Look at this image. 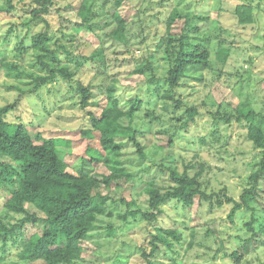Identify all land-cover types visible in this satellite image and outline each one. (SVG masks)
I'll list each match as a JSON object with an SVG mask.
<instances>
[{
  "label": "rangeland",
  "instance_id": "374dc122",
  "mask_svg": "<svg viewBox=\"0 0 264 264\" xmlns=\"http://www.w3.org/2000/svg\"><path fill=\"white\" fill-rule=\"evenodd\" d=\"M81 1L54 0L49 13L33 18V0H12V12L0 13V107L15 102L19 90L24 92L5 120L27 125L31 134L41 132L70 140L71 145L57 148L58 156L69 164L68 171L95 172L99 178L110 173L103 163L83 158L88 146L103 153L98 131L92 130L91 139L80 134L82 129H90L91 115L100 117L109 87L114 88L123 109L129 101L141 100L133 126L139 130L143 156L128 142L118 156L124 172L93 190V194L105 197L104 212L97 216L89 237L82 242L83 253L73 264H143L140 253L146 251L157 226L183 230V244L174 249L184 264H234L222 253L240 250L246 239L249 251L239 264H264V232L260 229L264 224V193L252 203V210L239 212L233 224L226 219L230 209L226 204L209 212L206 203L199 211L196 205L184 208L167 203L154 223L130 213L137 207L146 209L149 185L163 190L171 184L168 167L191 175L199 171V180L208 192L225 189L226 194L238 198L255 168L259 150L247 140L244 122L224 123L213 114L231 112L243 104L259 112L264 109V0H248L254 22L244 25L237 22L234 8L247 0H123L117 9L124 20L119 39L111 34L116 28L113 0H86V18L78 13ZM171 13L179 14L172 34H180L184 17H189L199 27L191 31L190 41L206 43L205 38H209L206 44L211 60L210 69L196 73L200 79L186 78L174 91L167 84L168 63L161 45ZM43 30L50 38L46 47L56 51L50 67L57 71L54 77L36 64L37 51L31 48L32 36ZM19 49L22 54L16 56ZM60 68L71 73V82L58 73ZM39 76L40 85L31 92ZM76 82L90 90L84 107L74 89ZM190 106L198 109V115L184 129L181 123ZM260 188L263 191L264 180ZM8 197V191L0 189V218L19 224L24 215L4 207ZM26 210L41 215L29 204ZM252 217L256 218L253 233L244 227ZM208 227L216 233L204 236ZM41 230L42 222L26 223L6 242L4 250L0 249L2 264H45L17 257L28 237ZM192 238L195 248L189 252L185 242ZM169 263V252L155 253L154 264Z\"/></svg>",
  "mask_w": 264,
  "mask_h": 264
},
{
  "label": "trees",
  "instance_id": "16d2710c",
  "mask_svg": "<svg viewBox=\"0 0 264 264\" xmlns=\"http://www.w3.org/2000/svg\"><path fill=\"white\" fill-rule=\"evenodd\" d=\"M36 7L32 11L33 18H41L49 13L54 0H33ZM93 0H90V2ZM123 0H113V17L116 28L112 36L119 39L124 32V20L118 14L117 9ZM251 1H243L234 8V14L240 25L254 22L253 7ZM14 9L12 0H1L0 13H10ZM78 13L86 18L89 14V3L82 0ZM178 13H171L166 20V34L163 37V53L168 63L167 84L172 91L183 85L184 79H200L196 76L203 70L211 68L210 50L205 42L190 41L192 30L197 31L199 27L194 25L190 18L184 17V26L180 34H172L171 27L178 18ZM192 17L201 18L199 15ZM50 42L47 30L34 34L31 38V48L36 50V64L42 69H48L51 77L57 73L55 68H50L56 60V51L49 50L46 45ZM16 56L22 51L16 50ZM222 53L227 56L226 50ZM142 71V70H141ZM140 71V72H141ZM63 78L71 82L72 75L63 68L58 69ZM37 77L33 92L40 83ZM74 89L80 98V105L85 106L90 98L88 86L80 82L74 84ZM18 97L12 104L0 107V189L5 188L9 197L4 202V207L16 214L24 216L19 224H8L0 218V249L4 250L6 242L14 238L17 231L26 223L42 222L40 233H34L22 245L17 257L20 261L37 262L45 264H73L82 253V242L86 240L94 227L97 216L104 212L105 197L99 193L93 194V190L100 186L109 184L118 178L124 169L120 166L118 156L120 149L128 142H131L136 153L143 156V147L137 138L139 130L133 126L134 118L140 109L141 100L129 101L128 108H121L118 98L113 94L114 88L107 90V103L96 118L91 115L90 129H82L81 136L87 139L93 137L92 130L99 133V145L103 153L88 146L85 149L84 160L99 164L103 163L110 170L108 175L99 178L98 174L79 173L68 171L69 164L65 158H60L57 148L60 145H71V141L57 136H44L41 132L31 134L27 125L13 123L5 120V115L14 109L23 91H18ZM198 109L190 106L185 110V118L181 127L187 129L194 123ZM127 122L124 123L122 119ZM214 119H221L224 123L232 120L238 123L244 122L246 138L253 147L259 150L258 161L255 168L247 177V183L242 188L238 198L225 193V189L213 193L203 186L199 180L200 172L191 175L187 170L179 172L174 167H168L171 184L161 190L149 185L146 189V209L135 208L131 210L133 216H139L148 223H154L164 213L162 205L167 203L181 204V206L192 208L196 205L199 211L205 203L209 212L213 207H222L224 204L230 207L226 214L229 223H234L237 214L241 211L252 210V203L257 202L261 193V181L264 180V109L262 112L254 110L250 105L243 104L236 106L231 112H216ZM202 140V138H201ZM203 141V140H202ZM33 206L41 212V215L29 213L26 205ZM253 216V213H252ZM253 222L256 218L244 222L248 231H253ZM261 231L264 232V224ZM216 233V229L207 228L204 236ZM191 237L195 232H190ZM184 232L176 226H157L150 234L146 251L140 253L143 264H154V255L161 250L169 252V264H184L182 259L177 258L179 252L175 246L183 244ZM205 240L202 239V241ZM248 239L240 245V250L223 252L222 257L231 259L234 264H239L243 257L248 254ZM195 242L192 239L185 242L187 251H194ZM202 245L200 242H196ZM0 264L2 257L0 256ZM197 264V263H194Z\"/></svg>",
  "mask_w": 264,
  "mask_h": 264
}]
</instances>
